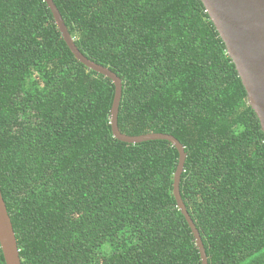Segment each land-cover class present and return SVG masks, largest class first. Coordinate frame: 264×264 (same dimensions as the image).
<instances>
[{
  "label": "trees",
  "instance_id": "1",
  "mask_svg": "<svg viewBox=\"0 0 264 264\" xmlns=\"http://www.w3.org/2000/svg\"><path fill=\"white\" fill-rule=\"evenodd\" d=\"M53 1L78 50L122 80L120 132L183 145L208 264H264V133L203 3ZM114 97L43 0H0V188L22 264H202L173 195L177 149L115 139Z\"/></svg>",
  "mask_w": 264,
  "mask_h": 264
},
{
  "label": "water",
  "instance_id": "2",
  "mask_svg": "<svg viewBox=\"0 0 264 264\" xmlns=\"http://www.w3.org/2000/svg\"><path fill=\"white\" fill-rule=\"evenodd\" d=\"M51 10L56 26L75 58L87 69L110 79L115 86V97L111 109V128L115 139L135 145L148 141H168L179 153V163L174 175L173 195L179 211L186 219L202 264H208L206 250L180 193V183L186 153L183 145L173 136L148 134L127 136L118 127L119 109L123 92L122 80L110 69L87 59L77 48L62 15L53 0H43ZM212 23L223 40L227 53L233 61L239 78L247 92L248 104L257 115L264 133V0H200ZM0 246L6 264H22L11 217L0 188Z\"/></svg>",
  "mask_w": 264,
  "mask_h": 264
}]
</instances>
